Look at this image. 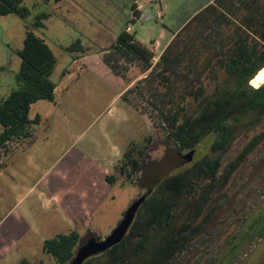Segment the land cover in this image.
<instances>
[{
  "label": "rangeland",
  "instance_id": "1",
  "mask_svg": "<svg viewBox=\"0 0 264 264\" xmlns=\"http://www.w3.org/2000/svg\"><path fill=\"white\" fill-rule=\"evenodd\" d=\"M134 1L24 0L30 8L27 17L15 13L0 15V99L16 85L15 75L21 61L18 51L28 29L44 38L53 49L57 62L51 78L61 87L57 92L58 105L53 106L55 112L45 123L46 132L38 130L29 152L20 151L19 156L10 159L19 177L15 180L0 177V218L13 208L30 226L17 249L0 256V264H18L22 258H27L29 264H53L54 258L43 250L44 240L72 229L82 237L78 250L91 243L89 248L95 247L92 249L95 253L104 251L100 242L120 230L118 220L132 201L166 175L213 154V135L196 148L179 153L164 129L161 102L151 96L147 85L142 83L134 92H125L127 99H116L133 81L124 86L121 77H114L103 61L104 55L112 53L111 46L126 25L138 40L154 48L151 40L165 31V37L159 38L157 56L171 40V31H181L186 21L212 0H137L138 9L144 11L135 21ZM41 12L49 15L44 26L36 27L34 21ZM192 34H196L194 30ZM78 39L87 49V56L73 62V54L66 47ZM68 69L72 71L63 80ZM122 71V77L128 81L129 73ZM219 75L223 78L224 71ZM141 78L143 73L137 77ZM205 84L209 91L214 87L207 78ZM156 85L161 92L166 90L164 83ZM262 130L264 120L250 135L237 139L225 162L236 156L253 133ZM150 135L153 139L142 169L131 180L120 175L115 184L109 183L105 176L115 172L129 142L144 143V138ZM21 144L22 141L14 140L1 148L0 164L7 153ZM55 163L68 176L51 189L41 177L47 176L50 173L47 170ZM6 185H13V189L4 190ZM42 191L47 195L58 193L61 205L47 206L41 200ZM225 194L221 211L190 249L177 258L182 264L187 259L191 264H264V140L237 169Z\"/></svg>",
  "mask_w": 264,
  "mask_h": 264
},
{
  "label": "trees",
  "instance_id": "2",
  "mask_svg": "<svg viewBox=\"0 0 264 264\" xmlns=\"http://www.w3.org/2000/svg\"><path fill=\"white\" fill-rule=\"evenodd\" d=\"M132 10V20L142 16L136 0ZM11 13L27 17L30 8L24 0H0V15ZM48 15L39 13L34 25L44 26ZM111 48L103 61L124 86L135 82L123 97L145 83L151 96L161 102L164 129L178 152L194 149L213 135V154L166 175L148 189L122 238L81 264H174L221 211L233 175L264 140V130L253 133L236 156L225 162L237 139L250 135L264 120V83L250 84L264 67V0H213L186 22L156 62L155 52L128 25ZM66 49L74 59L87 54L80 39ZM18 55L16 85L0 99V149L29 135L30 125L40 121L39 115L30 117L32 105L42 99L53 101L58 85L51 78L57 57L44 38L28 29ZM123 69L129 73L128 81L122 77ZM145 72L144 78L137 79ZM205 78L214 84L211 91ZM156 82L164 83L166 90L161 92ZM152 139L150 135L144 143L129 142L115 172L105 179L111 184L120 175L131 180L142 169ZM81 240L72 229L45 239L43 250L54 258L53 264H72ZM18 264H29V260L22 258Z\"/></svg>",
  "mask_w": 264,
  "mask_h": 264
},
{
  "label": "crops",
  "instance_id": "3",
  "mask_svg": "<svg viewBox=\"0 0 264 264\" xmlns=\"http://www.w3.org/2000/svg\"><path fill=\"white\" fill-rule=\"evenodd\" d=\"M212 1H210V2H212ZM210 2H208V3H210ZM206 5H204V6H206ZM140 7H141V5L139 6V8ZM202 8H200V9H202ZM200 9H198L197 11H199ZM140 10L142 11V15H143L144 9L142 10V8H140ZM172 32H173V34L171 36V40L173 39V37L175 36L177 31L172 30L171 33ZM166 34L167 33L165 31H161L158 38L151 40V43H153L155 45V48L153 46H149V45L148 46L155 52L157 47H158L159 38H161V39L164 38ZM166 46L164 47V49L166 48ZM162 52L163 51H161L157 56H155L154 62L157 61V59L159 58V56ZM85 56H87V54ZM85 56L79 57L77 59H73V62H77L78 60H84ZM71 71L72 70H70V69L65 70L63 80H65V78L67 76H69ZM145 73H147V72H145ZM145 73H143V76H145ZM114 77H116V76L114 75ZM63 80H62V82H64ZM132 83L133 82L129 83V85H127V87H125L123 89V91H120L115 98L117 99V98L123 97L122 93L125 91V89L133 87ZM60 88L61 87H58V85H57V87L55 89V99L53 101L42 99V100H39L36 103H34L33 104L34 106L32 105L31 110H30V117L34 118L36 115H39L40 121L38 123L31 124L29 127V130H30L29 135L19 139V141H22L21 146L17 147L15 150H13L12 152H9L5 155L2 164H0V177L6 176V177H9L10 180H15L16 177H19V173L15 169L16 166L11 164L10 159L12 160L14 157L19 156L20 151H22L21 152L22 154H27L29 152L30 146L32 144H34V142L36 141V135H37L38 130L40 131V129H41L43 134L46 132L47 127L45 126V123H47L49 121L50 117L52 116V111L55 112V109L53 110V106L58 105L57 92L61 91ZM63 88H64V85H63ZM124 98H126V97H124ZM46 101H48V102H46ZM33 112H35V114H33ZM42 127H44V128H42ZM8 158H9V160L7 161ZM47 171H48V173L49 172L50 173L47 176L44 175L45 177L44 176L41 177V180L46 181V183H49V186L51 187V189L54 187V184L57 181L68 176V173L66 171H64L63 168L61 169L57 163H55ZM37 183H38V179H37ZM38 185L39 184H37V186ZM12 186L13 185H6L4 190H6L7 188H8L7 191L12 190L13 189ZM41 200L45 201L46 205L51 206V207L59 206V204L61 203L60 195L58 193H54V192H50L47 195L42 191L41 192ZM29 227L30 226L28 225V223L26 222V220L24 219L22 214L20 212H18L17 210L12 208L8 212L4 213V216L0 218V256L1 257H4L7 254H9L10 252L17 249L18 245L23 240L25 234L28 232Z\"/></svg>",
  "mask_w": 264,
  "mask_h": 264
},
{
  "label": "water",
  "instance_id": "4",
  "mask_svg": "<svg viewBox=\"0 0 264 264\" xmlns=\"http://www.w3.org/2000/svg\"><path fill=\"white\" fill-rule=\"evenodd\" d=\"M144 198H145V194H143L138 200H136L131 205L130 208H128L123 219L117 225L118 230L119 229L120 230L116 231L115 233H112L106 241L103 240L102 242H100L101 248H105V250H106V248L108 249L109 247H111L113 244L117 243L122 238V236L127 232L128 227L131 224V222L135 216V212H136L138 205L140 204V202ZM90 246H91V243L88 246H86L85 248L77 250L76 257L73 259L72 264H81L85 258L94 254L96 251L92 250V249H95V247L92 246L91 248H89Z\"/></svg>",
  "mask_w": 264,
  "mask_h": 264
},
{
  "label": "bare ground",
  "instance_id": "5",
  "mask_svg": "<svg viewBox=\"0 0 264 264\" xmlns=\"http://www.w3.org/2000/svg\"><path fill=\"white\" fill-rule=\"evenodd\" d=\"M253 86L258 87L264 83V67L251 80Z\"/></svg>",
  "mask_w": 264,
  "mask_h": 264
},
{
  "label": "flooded vegetation",
  "instance_id": "6",
  "mask_svg": "<svg viewBox=\"0 0 264 264\" xmlns=\"http://www.w3.org/2000/svg\"><path fill=\"white\" fill-rule=\"evenodd\" d=\"M184 262H185L184 264H191L192 263L190 259H187Z\"/></svg>",
  "mask_w": 264,
  "mask_h": 264
}]
</instances>
